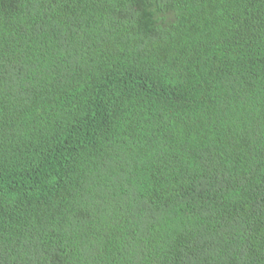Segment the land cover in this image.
I'll return each instance as SVG.
<instances>
[{
	"label": "trees",
	"instance_id": "trees-1",
	"mask_svg": "<svg viewBox=\"0 0 264 264\" xmlns=\"http://www.w3.org/2000/svg\"><path fill=\"white\" fill-rule=\"evenodd\" d=\"M0 264H264V0H0Z\"/></svg>",
	"mask_w": 264,
	"mask_h": 264
}]
</instances>
